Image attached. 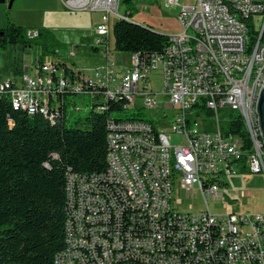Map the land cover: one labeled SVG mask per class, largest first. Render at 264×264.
Returning a JSON list of instances; mask_svg holds the SVG:
<instances>
[{"label": "built area", "instance_id": "1", "mask_svg": "<svg viewBox=\"0 0 264 264\" xmlns=\"http://www.w3.org/2000/svg\"><path fill=\"white\" fill-rule=\"evenodd\" d=\"M61 1L71 11L101 13L91 46L104 62L86 72L36 58L19 78L0 80V93L14 108L15 100L33 102L51 123L63 114L66 94L89 96L95 110H108L113 97H120L122 109L140 99L143 107L160 110L185 142L172 145L167 131L147 120L110 115L114 153L106 157L105 171L67 170L72 252L59 251V264H264V213L222 214L207 207L226 185L222 177L241 171L243 157L249 172L264 176V145L254 127L264 70V0H163L180 6L182 29L168 35L160 53H129L123 67L115 63L108 35L111 19L130 14L119 11L126 0ZM75 50L73 45L69 55ZM154 72L162 76L159 89L150 79ZM231 112L248 132V153L236 134L225 132ZM161 186L169 187L170 202H163ZM176 186L196 188L206 209L178 211L172 205ZM226 229H235V237ZM234 247H241V256H234Z\"/></svg>", "mask_w": 264, "mask_h": 264}, {"label": "trees", "instance_id": "2", "mask_svg": "<svg viewBox=\"0 0 264 264\" xmlns=\"http://www.w3.org/2000/svg\"><path fill=\"white\" fill-rule=\"evenodd\" d=\"M126 3L132 10L130 0ZM8 13L6 26L0 28V48L34 46L39 50L37 59H42L63 46L49 28L17 25ZM29 30L37 35L28 36ZM112 32L115 49L123 53H160L169 44L167 34L128 19L116 20ZM59 106L63 114L51 123L36 111L31 115L14 108L9 96L0 93V264H55L65 249L67 170L105 171L108 117L122 109L120 100H111L108 110L92 108L84 128L67 126L64 101ZM230 117L225 132L236 134L248 153L252 143L242 118L235 112ZM241 162V171L249 172L244 157Z\"/></svg>", "mask_w": 264, "mask_h": 264}, {"label": "rangeland", "instance_id": "3", "mask_svg": "<svg viewBox=\"0 0 264 264\" xmlns=\"http://www.w3.org/2000/svg\"><path fill=\"white\" fill-rule=\"evenodd\" d=\"M8 1L0 3L8 10V18L17 24L31 29L39 27L49 28L54 36L63 44L57 48V54L43 56L44 60H59L75 68L89 72L100 61L91 46L94 37V27L101 22V13L88 11H71L66 9L61 0H14L9 7ZM133 9L129 10L127 3L121 4L119 11H131L126 19L141 25H148L153 30L167 35L176 34L181 29L178 19L180 6H166L163 0H130ZM180 5L192 4L194 0H179ZM7 23V16L5 15ZM110 21L108 46L118 67L128 63L129 53L117 51L114 47L113 24ZM77 44L75 55L70 56L69 50ZM39 56L38 48L34 46L8 45L0 48V80L18 75V70H26ZM156 89L162 86V76L154 72L150 76ZM66 125L85 127L84 118L91 110L92 100L87 95L69 94L64 100ZM54 104V103H53ZM135 104V105H134ZM55 106V104H54ZM79 110H75V108ZM171 114V110H165ZM115 118L144 119L157 127L164 128L172 145L185 142L184 137L170 131L167 120L163 119L158 109L143 107L140 99L132 103L130 109L111 112ZM225 124V123H224ZM222 122V125H224ZM226 183L220 188L218 198H210L207 207L214 213H264V176L261 173L239 171L237 174L223 176ZM172 205L181 212L206 209V204L195 188L192 191L178 186L174 187Z\"/></svg>", "mask_w": 264, "mask_h": 264}, {"label": "bare ground", "instance_id": "4", "mask_svg": "<svg viewBox=\"0 0 264 264\" xmlns=\"http://www.w3.org/2000/svg\"><path fill=\"white\" fill-rule=\"evenodd\" d=\"M127 16H117L114 18L115 20L118 19H126ZM264 82V70L262 74H260L259 79V91L261 86ZM259 91L257 93L256 99L254 100V127L257 130V135L260 137V130L258 125V115L256 112V102L259 95ZM111 100H120V97H113ZM135 105V104H134ZM15 107H21L25 109L29 114H33L36 111V106L33 105V102H27V100H15ZM109 131L112 129V121L110 120L108 123ZM108 154L107 157H113L114 153V135L108 133ZM262 141V140H261ZM123 168H131V161H123ZM65 190H70V181L69 175L67 176ZM161 193L163 194V202H170V194H169V187L168 186H161ZM66 204H67V220L65 224V249L61 252V255H69L72 252V244L69 242L70 238V217L73 214V200L70 199V194L66 193ZM226 236L227 237H235V229H226ZM234 256H241V247H234ZM55 264H59V254L55 257Z\"/></svg>", "mask_w": 264, "mask_h": 264}, {"label": "water", "instance_id": "5", "mask_svg": "<svg viewBox=\"0 0 264 264\" xmlns=\"http://www.w3.org/2000/svg\"><path fill=\"white\" fill-rule=\"evenodd\" d=\"M13 1L14 0L8 1L9 7L12 5ZM3 2H6V0H0V3H3ZM255 109L258 115V125H259V130H260V137L264 145V82L259 91Z\"/></svg>", "mask_w": 264, "mask_h": 264}, {"label": "crops", "instance_id": "6", "mask_svg": "<svg viewBox=\"0 0 264 264\" xmlns=\"http://www.w3.org/2000/svg\"><path fill=\"white\" fill-rule=\"evenodd\" d=\"M5 12H6V8H5V5L4 6H0V28H3V27H5L6 26V20H5ZM92 41H93V39H92ZM92 41H91V43H92ZM75 46H76V48H77V44H75ZM91 48H92V50L96 53V54H99V56H100V61H98V63H95V65L94 66H97V65H100V64H102L103 62H104V58L100 55V53H99V51L95 48V47H92V46H90ZM70 64H74V63H70ZM82 69V68H81ZM24 70L22 69H20V70H18L17 72H18V75L17 76H15V77H13V78H19V76L21 75V73L23 72ZM87 72V71H86Z\"/></svg>", "mask_w": 264, "mask_h": 264}]
</instances>
